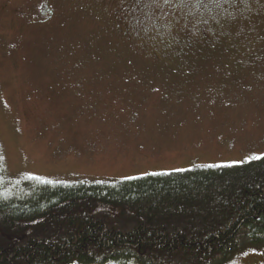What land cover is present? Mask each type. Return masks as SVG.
<instances>
[{"label": "rangeland", "instance_id": "obj_1", "mask_svg": "<svg viewBox=\"0 0 264 264\" xmlns=\"http://www.w3.org/2000/svg\"><path fill=\"white\" fill-rule=\"evenodd\" d=\"M0 150L69 184L263 156L264 0H0Z\"/></svg>", "mask_w": 264, "mask_h": 264}, {"label": "trees", "instance_id": "obj_2", "mask_svg": "<svg viewBox=\"0 0 264 264\" xmlns=\"http://www.w3.org/2000/svg\"><path fill=\"white\" fill-rule=\"evenodd\" d=\"M264 244V155L105 183L12 180L0 150V264H226Z\"/></svg>", "mask_w": 264, "mask_h": 264}, {"label": "snow or ice", "instance_id": "obj_3", "mask_svg": "<svg viewBox=\"0 0 264 264\" xmlns=\"http://www.w3.org/2000/svg\"><path fill=\"white\" fill-rule=\"evenodd\" d=\"M165 2H167V0H165Z\"/></svg>", "mask_w": 264, "mask_h": 264}]
</instances>
